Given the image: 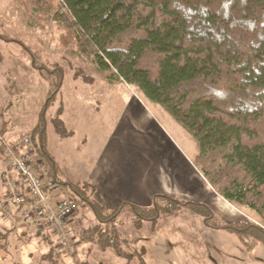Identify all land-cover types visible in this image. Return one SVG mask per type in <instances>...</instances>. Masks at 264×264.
<instances>
[{"label": "trees", "instance_id": "1", "mask_svg": "<svg viewBox=\"0 0 264 264\" xmlns=\"http://www.w3.org/2000/svg\"><path fill=\"white\" fill-rule=\"evenodd\" d=\"M22 2L37 18H49L56 25L62 47L92 56L107 78L134 86L160 105L196 140L194 163L211 187L261 219L224 222L204 202L157 194L150 207L122 205L132 213L135 226L187 208L207 227L235 234L247 249L258 242L264 245V0ZM14 41L34 63L31 50ZM46 70L59 76L29 132L36 156L57 186L67 185L72 198L92 210L97 222L80 228V239L100 251L116 250L115 218L121 208L109 210L97 202L89 182L61 181L47 150L46 111L60 89L63 69ZM53 121L59 135L71 134L60 118ZM140 255L139 262L144 263Z\"/></svg>", "mask_w": 264, "mask_h": 264}, {"label": "rangeland", "instance_id": "2", "mask_svg": "<svg viewBox=\"0 0 264 264\" xmlns=\"http://www.w3.org/2000/svg\"><path fill=\"white\" fill-rule=\"evenodd\" d=\"M60 33L61 31L49 18H37L22 0H0V35L5 37L3 40L0 36V117H2L0 120L3 121L1 124L6 125L5 135L17 136L24 133L29 135L28 129L35 125L38 111L50 95L49 92L52 91L54 82L59 76L58 72L49 73L46 68L59 66L63 69L62 85L46 113V142L58 167L64 168L65 165L67 166L66 162L71 166L69 169L66 167L63 169L68 178L74 181L80 178L81 170H74V162H79L80 165L83 160L90 159L106 136L108 139L113 137L114 141L120 140L122 134L125 140H145L144 126L142 127L132 117L131 104L136 100L149 108L158 123L169 130L175 141L189 155L198 153L196 140L184 132L160 105L148 100L134 86H127L122 80L107 78L92 56L85 57L75 50L62 47L59 43ZM14 40L21 41L31 50L34 63L29 53ZM55 118H60L65 129L71 130L67 138L56 131L53 121ZM168 120L175 127L176 132L170 129ZM13 127L14 130L10 131ZM123 127H126L127 131ZM45 168L47 170V167ZM61 188H64L66 196L75 197L65 185H61ZM4 190L0 177V194ZM54 192L55 196L59 195L58 188ZM235 207L241 212V218L252 222L261 221L252 209L238 205ZM183 209L186 211L183 213H187V208ZM120 211L115 218L116 227L120 232L117 248L100 251L94 243L81 240L77 234L80 228L97 222L90 207L83 200H78L77 210L70 216V219L75 217L78 222L73 226L69 224L70 219L68 220L69 230L77 246L73 254L63 252L58 247L54 234L37 231L38 229L19 222L14 215L11 217L0 215L10 220L8 229H24L29 232L25 233L26 235L15 234L13 238L8 239L10 244L0 247L3 264H15L11 261L18 264H190L186 261L185 254H180L190 244L185 239L179 241L176 239L175 243H171L177 254L171 253L160 234L161 227L169 235L167 232H171L172 224H176L175 219H170L172 216L162 214L157 221L153 232L159 235L157 246L153 247L150 246L151 222L146 221L144 227L137 228L129 217H124L130 216L131 212L119 216ZM188 212L193 213L189 209ZM214 214L218 220H222L216 213ZM196 217L200 219V216L196 215ZM47 231L52 232L51 229ZM120 236L124 239L123 242H120ZM183 236L188 239L193 236L196 241V232L193 234L187 232ZM5 240L0 239V243L4 244ZM124 252L125 255L122 254ZM27 253H30V256ZM138 253L141 254L144 263L139 262ZM128 255L129 259H127ZM221 255L224 256L223 253H220ZM200 257L203 258L202 255ZM211 257L213 264H219L220 257L216 254H211Z\"/></svg>", "mask_w": 264, "mask_h": 264}, {"label": "crops", "instance_id": "3", "mask_svg": "<svg viewBox=\"0 0 264 264\" xmlns=\"http://www.w3.org/2000/svg\"><path fill=\"white\" fill-rule=\"evenodd\" d=\"M131 109L133 111L132 117L145 128L143 137L145 140H125V136L122 134L120 140L114 141L113 137L108 139L106 136L103 139V143H100L96 149L97 151L93 153L94 155L90 159L83 160L80 165H78L79 162H74V170H81L82 173L77 180L74 181L65 174L63 169L65 167L66 169L71 168L67 162V166L65 165L64 168L59 166L61 181L89 182L93 185L92 197L97 202L109 210L123 208L119 216H122L124 213H130L127 208L122 207L124 203L150 207L155 195L167 194L179 199L204 202L217 214L219 219H222L220 221L231 222L244 219L241 218L242 214L239 209L235 207L238 204L231 203L219 195L197 169L193 162L197 154H192L193 158L192 155H189L182 149L169 130L158 123L145 104L136 100L131 104ZM2 122L0 120V125H2L0 136L6 141L16 140L26 134H18L17 136H14V134L5 135L4 130L6 129V125L1 124ZM167 124H169L170 129L176 132L175 127L169 120ZM124 129L127 131L126 127ZM13 130L14 127L10 131ZM178 134L182 137L180 133ZM153 146L155 147L154 149ZM46 147L49 153L52 154L51 148L48 147V142H46ZM0 148L2 149L0 155L1 177L4 148L1 142ZM87 160L89 161L86 162ZM57 188L59 191V195H56L57 197L66 196L64 188H61V185ZM65 188H68L67 185H65ZM5 194L6 191L4 190L0 194V199ZM238 206L243 207V205ZM179 212L170 215L172 216L170 219H175L176 224H172L171 232L165 230L169 235L161 227L159 229L161 236L164 238L163 241L171 253L177 254L171 242L175 243L176 239L178 241L185 239L190 246L183 249L185 252L182 251L180 254H185L186 261L190 264L191 261L193 264H213L211 254H216L220 257L219 264H264V245L262 243L258 242L253 249H247L235 234L225 229L207 227L203 223L201 216L198 219L196 217L197 214H190L188 209L187 213H183L186 212L185 209ZM124 217H129L134 224V217L131 213L130 216L125 215ZM158 220L155 222L150 221L152 224L149 228L150 233H152L150 246L152 245L153 247L157 246L159 233H154V229L157 226ZM9 222V219L0 216V239H6L4 244L0 243L1 248L3 245L10 244L8 239L13 238L15 234L29 233L24 229H8ZM76 222L78 220L74 217L70 219L69 224H73L74 226L77 224ZM145 223L146 221H143L137 228L144 227ZM48 229L45 228L40 231L53 235L51 231V233L47 231ZM187 232H191V234L196 232V241H194L193 236L189 239L183 236ZM38 236L42 237L43 235ZM220 253H223L224 256H220ZM27 255L30 256V253H27ZM175 260L178 259L175 258ZM11 263L18 264L12 261ZM0 264H3L1 253Z\"/></svg>", "mask_w": 264, "mask_h": 264}, {"label": "built area", "instance_id": "4", "mask_svg": "<svg viewBox=\"0 0 264 264\" xmlns=\"http://www.w3.org/2000/svg\"><path fill=\"white\" fill-rule=\"evenodd\" d=\"M0 142L4 147L1 181L6 191L0 199V215H14L19 222L35 229H51L58 247L73 254L77 246L68 220L76 212L77 202L72 197L55 196L57 183L37 158L29 135L13 141L0 136Z\"/></svg>", "mask_w": 264, "mask_h": 264}]
</instances>
